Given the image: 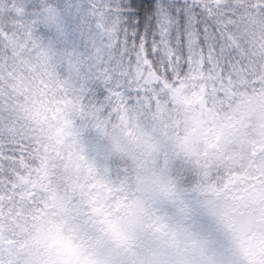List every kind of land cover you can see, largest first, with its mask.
I'll return each instance as SVG.
<instances>
[{
    "label": "snow or ice",
    "instance_id": "snow-or-ice-1",
    "mask_svg": "<svg viewBox=\"0 0 264 264\" xmlns=\"http://www.w3.org/2000/svg\"><path fill=\"white\" fill-rule=\"evenodd\" d=\"M0 264H264V0H0Z\"/></svg>",
    "mask_w": 264,
    "mask_h": 264
}]
</instances>
